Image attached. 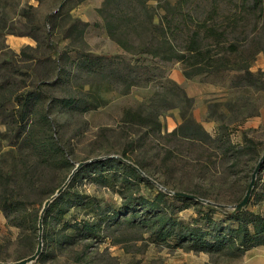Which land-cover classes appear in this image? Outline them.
<instances>
[{"label":"rangeland","instance_id":"1","mask_svg":"<svg viewBox=\"0 0 264 264\" xmlns=\"http://www.w3.org/2000/svg\"><path fill=\"white\" fill-rule=\"evenodd\" d=\"M165 1L177 0H0V174L10 178V188L0 186V195L21 200L28 213L38 215L77 163L119 158L135 165L149 183H140L139 194L146 199L157 192L203 196L198 201L217 211V218L219 207L232 210L239 203L264 153V52L250 68L263 82L258 88L236 73L185 78L180 61H161L143 51L157 48L162 33L181 51L188 29L207 17L211 2L182 0L183 12L192 18L170 12L165 19L160 9ZM218 3L220 17L235 0ZM260 42L264 46V37ZM82 56L97 57L96 65L82 68ZM106 56L113 59H102ZM28 90L41 93L31 109L32 129L37 137L43 135L46 127L38 117L48 114L68 166L48 165L24 142L27 118L21 120L14 98ZM69 96L84 99L90 108L62 107L58 100ZM126 110L148 115V120L144 125L126 122ZM183 113L211 137L223 126L235 147L243 145L244 136L253 145L240 154H224L211 144L172 135ZM83 168L65 190L64 198L67 192L77 198L65 220L98 222L100 213L120 215L102 221L98 237H75L61 247L43 243L45 258L33 264H225L204 253L154 244L144 229L120 225L129 213L121 207L117 187ZM80 199L88 205L79 204ZM175 205L182 208L178 218L188 222L195 217L191 203ZM249 209L264 214V206ZM36 247L37 233L30 236L10 226L0 211V260H19ZM247 260L244 255L226 264Z\"/></svg>","mask_w":264,"mask_h":264},{"label":"trees","instance_id":"2","mask_svg":"<svg viewBox=\"0 0 264 264\" xmlns=\"http://www.w3.org/2000/svg\"><path fill=\"white\" fill-rule=\"evenodd\" d=\"M208 1L211 4L207 11V17L197 19L195 26L188 29L185 46L181 51H175L170 36L162 33L158 36L160 41H158L157 48L143 52L161 61H180L183 63V76L187 79L201 74L236 73L240 75L238 78L245 80L248 85L255 88L261 87L263 82L250 71V68L256 56L260 52H264V46L260 42L264 37V0H235L234 6L228 13L220 17H218L220 5L218 0ZM184 5L182 0H177L173 4L165 1L160 5V9L165 19L170 12L183 14L191 19L189 12H183ZM220 18L226 20L227 24L223 25ZM153 27L159 28L158 25ZM98 59L101 58L98 57ZM102 59L109 61L113 57L106 56ZM80 61L79 64L85 69L96 65L97 57L82 56ZM40 94V90H28L14 98L21 120L27 118V126L25 125L23 128L26 131L24 142L31 146L33 152L43 157L48 165L68 166L69 163L54 137L55 132L48 120V114L43 113L38 117V121H41L46 127L43 135L37 137L32 129L33 121L29 117L32 107L40 100ZM58 102L62 107L71 110L86 111L90 108L87 101L72 96L59 99ZM2 107L3 104L0 103V109ZM123 117L126 122L135 125H144L148 120V115L132 110H126ZM172 135L197 143L211 144L222 150L224 154L229 151L240 154L244 147L248 148L253 145V141L244 136L243 145L235 147L230 142L223 126L214 137H211L191 114L184 113L181 114V123L173 130ZM123 159L130 161L125 155H123ZM82 168L73 175L63 192L47 207L42 221V244L52 243L61 247L71 243L75 237L82 239L98 237L102 232L100 223L106 218L111 221L120 215L119 211L111 212L109 217L100 213L101 220L98 222L80 220L71 223L69 220H65L66 215L77 201L76 197L72 198L70 192L69 194L67 192V196L64 198L65 190ZM83 169L93 170L95 174H99L97 179L105 185L110 182L109 185L112 188L117 187L116 192L121 198V207L129 213L128 216L122 217L120 225L144 229L154 244L187 252L204 253L216 263L225 264L238 260L253 248L264 247V214L249 209L250 207L264 206V159L256 176L247 206L240 211H236L234 208L226 210L224 207H219L220 218L216 217L217 211L207 204L205 207L206 205L197 200L198 198L202 199L203 196L197 195L196 197L192 194L195 198L187 199L175 194L169 196L166 193L157 192L152 199L144 198L139 194L140 183L146 182L147 185L149 183L141 176L135 165L119 158L97 160L87 164ZM111 170L110 174L103 176V173ZM9 179V176L0 174V186L10 188ZM249 182L244 185L242 196L238 202L243 198ZM83 201L80 199L79 204L88 205V202ZM176 202L191 203L194 207L195 217L188 222L178 218L176 211H181L182 208L177 207ZM95 207L101 212L104 211L97 204ZM0 211L10 226L23 233H28L30 236L35 237L37 233L38 238L39 214L28 213L21 200L2 193L0 195ZM50 225L56 227V230L48 231L47 227ZM38 258L41 260L45 258L42 251ZM0 261L5 262L4 260Z\"/></svg>","mask_w":264,"mask_h":264},{"label":"water","instance_id":"3","mask_svg":"<svg viewBox=\"0 0 264 264\" xmlns=\"http://www.w3.org/2000/svg\"><path fill=\"white\" fill-rule=\"evenodd\" d=\"M264 159V153L262 155V157L260 158V160L258 161L257 165L254 168V171L251 175L250 178V182L248 184L247 190L243 196V198L241 199V201L239 203L236 204V206L234 207V209L236 211H240L241 209L245 208L248 204V200L250 198V194L252 192V189L254 187V183L256 180V176L259 172V169L261 167V163L263 162ZM87 162H80L77 163L76 166L74 167V169L71 171V173L68 175L67 179L65 180V182L61 185L60 188H58L53 195H51L48 199H46L43 204H42V208L39 212V217H38V238H37V247L36 250L34 251L33 254L26 256L24 258H21L19 260L16 261H12V262H3L0 261V264H33L36 262V260L38 259L41 251H42V231H43V226H42V221H43V216L44 213L47 209V207L49 206V204L56 198L58 197L63 190L67 187L68 183L70 182V180L72 179L73 175L81 168L83 167ZM176 196L178 197H184L187 199H193L195 198L193 195L191 194H187V193H183V192H177L175 193ZM199 200V199H197Z\"/></svg>","mask_w":264,"mask_h":264},{"label":"crops","instance_id":"4","mask_svg":"<svg viewBox=\"0 0 264 264\" xmlns=\"http://www.w3.org/2000/svg\"><path fill=\"white\" fill-rule=\"evenodd\" d=\"M245 255L249 256L247 264H264V247L253 248Z\"/></svg>","mask_w":264,"mask_h":264}]
</instances>
